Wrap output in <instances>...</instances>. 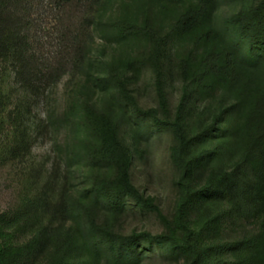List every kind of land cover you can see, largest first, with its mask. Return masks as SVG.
<instances>
[{
	"label": "trees",
	"instance_id": "obj_1",
	"mask_svg": "<svg viewBox=\"0 0 264 264\" xmlns=\"http://www.w3.org/2000/svg\"><path fill=\"white\" fill-rule=\"evenodd\" d=\"M35 1L0 0L19 79L71 81L46 117L51 175L0 213V264H141L156 246L174 264H264V0H40L53 54L30 52L33 24L14 17ZM146 68L158 101L148 109L136 95ZM165 130L178 173L170 215L132 175ZM133 205L160 213L165 230L124 232Z\"/></svg>",
	"mask_w": 264,
	"mask_h": 264
},
{
	"label": "rangeland",
	"instance_id": "obj_2",
	"mask_svg": "<svg viewBox=\"0 0 264 264\" xmlns=\"http://www.w3.org/2000/svg\"><path fill=\"white\" fill-rule=\"evenodd\" d=\"M41 2L36 0L28 15L18 11L14 16L18 21L14 20L32 22L33 26L28 31L32 39L28 49L30 52L53 54L57 46L51 43V37L47 38V24L52 22V14L48 19L45 18ZM10 37L4 31L0 32L1 214L16 210L22 198L34 190V183L43 186L51 175L56 159V136L47 127L46 117L50 110L59 112L64 109L71 81L70 75H64L53 83L51 75L45 73V80L43 75H39L33 79V84L26 86L19 79L21 61L14 54L17 46H10ZM49 71H53L52 67ZM171 73L167 74V91L174 112L182 94L183 83L175 69ZM136 86V95L142 107L148 109L158 106L155 74L151 68L143 70ZM173 143L170 131L159 132L151 141L143 143L142 153L135 155L132 169L134 182L145 194L155 197L162 212L167 215L174 212L177 200L175 181L178 173L170 157ZM131 209H134V205ZM132 210L123 215V230L127 234L134 231L160 234L165 230L160 213ZM27 237L20 235L21 241ZM141 264L174 263L163 258L156 246L152 251H147Z\"/></svg>",
	"mask_w": 264,
	"mask_h": 264
}]
</instances>
